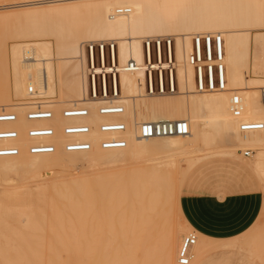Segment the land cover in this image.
<instances>
[{"label":"bare ground","instance_id":"obj_1","mask_svg":"<svg viewBox=\"0 0 264 264\" xmlns=\"http://www.w3.org/2000/svg\"><path fill=\"white\" fill-rule=\"evenodd\" d=\"M0 8H24L35 16L37 20L27 24L29 28L26 31H29H24L26 38L31 35L36 38L42 30H47V24L48 29L49 25L53 27L54 24L55 27H50L54 34L51 29L47 30L52 32L54 40H36L42 42L26 49L22 45L12 49L4 46L3 53L0 51L4 54L0 57H3L0 59V108L18 112L20 124H25V111L34 106L28 100L30 86L38 90L42 105L53 110L57 119H60L61 108L72 105L90 107L92 122L96 125L106 119L95 112L103 102L88 98L84 44L95 39L113 41L119 48L118 68L123 87V96L118 99L126 107L121 118L128 126L129 144L122 153L129 154L134 160L152 156L160 150L168 156H193L202 151L201 144H212L209 142L214 139V133L220 131L229 141L232 140L234 147L230 150L216 149L217 152L214 148L216 153L211 154L210 151L211 155H208L238 156L239 149L250 147L256 151L250 167L264 178V129L240 130L243 121L264 123V105L260 99V90L264 87V0H26ZM120 8L131 11L116 15ZM79 19L86 20L80 22ZM59 23L60 28L56 25ZM82 25L83 28L79 29ZM49 32L44 37H50ZM206 33H220L225 38L223 63L228 80L225 90L199 91L195 68L189 63L193 37ZM166 35L176 40L180 91L171 95L147 96L142 86L145 82L144 45L147 40L162 39ZM258 45L262 46L263 54L253 63V56L258 55ZM129 61H136L139 67L132 71L123 69ZM255 64L261 71L255 70ZM252 70L253 76L250 74ZM69 71L72 76L70 82ZM234 94L240 95L244 102V112L240 117H235L230 109ZM11 95L19 101L14 102ZM57 96V100H50ZM181 119L189 122L188 135L138 138L137 123ZM102 139L103 135L98 131L92 134L94 147L88 159L93 162L117 160L118 152L112 150L122 149L104 150L99 145ZM83 154L77 157H83ZM48 157L46 154L34 155L35 159ZM79 159H72L70 163L75 164ZM188 160L191 171L202 158L197 156ZM154 174L144 188L139 184L136 172L100 176L97 178L102 189L100 196L94 194L93 188L79 183L54 186L53 195L67 199V203L52 206L53 218L58 220V226L66 228L90 222L94 264H178L182 237L193 229L181 207L180 191L187 175H183L182 181L177 180L178 183L169 169H157ZM46 190V186L37 187V202L45 201ZM26 193V190L14 187L4 192L3 198L19 204L17 215L33 224L40 215L36 214L38 209L34 203H26L23 198ZM174 204L177 207L176 219L172 212ZM65 221H69L67 225H63ZM198 236L193 260L218 245L240 243L239 239L224 242L201 234ZM118 239L123 242L121 246L116 245ZM139 251L141 258L137 256ZM0 264H8V258H0ZM47 264L54 263L49 261Z\"/></svg>","mask_w":264,"mask_h":264},{"label":"rangeland","instance_id":"obj_2","mask_svg":"<svg viewBox=\"0 0 264 264\" xmlns=\"http://www.w3.org/2000/svg\"><path fill=\"white\" fill-rule=\"evenodd\" d=\"M24 1L26 0H0V7ZM25 11L27 10L24 8L23 10L22 8H14L12 10L10 8H0V51L2 53L4 46H8L10 49H12L13 47L22 45V47L26 49L35 43L42 42L36 40H54L52 35L55 32L50 28L52 27L51 25H49V29L47 28L48 24L46 29H51L53 32L52 35V32L50 33L47 30H40L41 32H44L37 34L36 38L35 35L34 37L33 35H31L32 37H24V31L29 28L27 24H33V22L37 20L35 19V16L30 15L28 14V11ZM85 20L86 19H79L80 22H84ZM48 23L50 24L51 22ZM69 24L70 23L67 25ZM56 25L59 26L60 23ZM29 26L32 30L33 27H31V25ZM41 28L45 29V27H40L39 29ZM52 28L55 29L54 24ZM82 28L83 25L79 26V29ZM46 31L50 33H48L50 37L48 35L44 37V35L47 33ZM22 35L24 38L21 37ZM163 38L169 37L166 35V37L164 36ZM95 41L102 42V40L98 39L87 40L84 45H87L88 42ZM174 48L176 49V46ZM253 49L254 48L252 47V51ZM256 52L258 55L256 57L253 56V63L256 62L259 57H262V46L259 47L258 45ZM2 55L4 54L0 53V57ZM0 59H3V57ZM256 64L255 70L261 71L260 69H257ZM261 65H263V63ZM251 72L250 74L253 76V70ZM71 78L72 76L70 72L68 82L71 81ZM178 79L180 91L181 81L179 75ZM58 97L59 96L52 97L50 100H57ZM11 98H13L14 102L19 101L14 95H11ZM64 108L60 109V113ZM213 138L214 142H212L213 140L209 142L212 144L209 146H204L201 144L203 146L202 147L200 145V149L202 151L196 152L193 154V156H175L174 154H172L174 156L171 154L168 156V153H164V155L160 150V152L158 151L159 153L153 154L154 156L147 155L141 159L134 160V158H132L129 154L122 153L125 150L122 149L112 150L114 152H118V156H115L117 157V160L115 161H106L107 159H105L93 162L88 159L93 151V148L87 152L69 153L65 152L62 147H59L57 152L53 154H46L49 156L48 158L35 159L34 155L29 154L26 149H24V151L19 156L0 158V258L3 256L8 258V264H47L49 261L53 262L54 264H94L95 249L92 247L94 238L90 233V222H87L88 224L83 226L79 225L75 226L74 228H66L67 226H58V220L53 218L54 212L52 206L56 204L63 206L62 204L67 203V199L58 198L56 197L57 195H53L55 188L54 186H59L62 184L69 186L76 185L78 183L86 185L91 189L93 188L94 194L96 196H100L102 194V189L97 184V178L100 176L109 173L136 172L139 182H141L139 184L144 188L145 185L148 186V183L154 178V171L157 169H169L176 181H182V177L184 178V176L187 175L180 191L181 197L184 190L188 189L192 178H197L198 176L199 181L204 180L205 182H208L209 185L212 184V186H215V183L222 177H227L229 174H232L236 167H242L244 171H246L254 180V184L257 185L258 180L260 181L262 185L260 189L264 193V178L259 173L253 171L250 167L254 160V154L256 151L250 147H245L244 149L238 150V156L221 154L214 155L217 152L216 149L219 151L220 149L230 150L234 146L231 144L232 140L230 139L231 141H229L220 131L215 132ZM23 139L24 141L22 142V145L25 148L29 142L28 140H25V138ZM214 148L216 152H213ZM246 150H251L252 155L246 157L244 155ZM210 151L211 154L212 152L214 153L213 156H209L211 155L209 154ZM80 153H84L82 155L83 157H77L81 156L79 155ZM197 156H199V158L201 156L202 160L196 167L189 171L188 159ZM75 158H81L82 160L79 159L75 164L70 163L71 160ZM179 181L177 182L180 183ZM39 186H46L47 188L44 195L45 201H42L41 203L37 202V187ZM14 187H18L22 189V191L26 190L28 195L26 193V196H23V198H25L27 201L26 203L30 204L32 202L36 206L35 208L38 209L36 214L40 216L36 218V222L33 224L17 215L19 210L18 208L20 207L19 204L12 203L8 199L4 200L3 193L6 190ZM91 189L88 191L91 192ZM79 198L83 199V197ZM38 206H40V208ZM175 207L176 205L174 204L172 206V212L173 217L176 219L178 216L177 207ZM68 222L69 221H65L62 223L63 225H67ZM193 231L194 229H189L186 231L184 236ZM262 233L264 234V208L254 226L240 237L239 247L231 249L230 251L226 252V254L209 253V255L203 259L197 258L195 264H264V243H262L264 242V235H262ZM121 243H123L121 242V239H118L116 245L121 246ZM252 243H254V245H252ZM137 256L141 258L142 253L139 251ZM193 262L191 264H193Z\"/></svg>","mask_w":264,"mask_h":264},{"label":"built area","instance_id":"obj_3","mask_svg":"<svg viewBox=\"0 0 264 264\" xmlns=\"http://www.w3.org/2000/svg\"><path fill=\"white\" fill-rule=\"evenodd\" d=\"M128 8L117 9L115 14H127ZM145 82L147 96H164L179 92L176 41L174 38L147 40L144 45ZM264 49V36H263ZM85 69L87 75L88 98L103 102L95 110L105 117L98 125L92 122V111L88 106L72 105L62 109L60 119L50 108L41 103L42 96L34 86L29 87V101L33 107L24 113L25 124H20L18 112L0 108V157L19 156L24 149L29 154H53L59 147L69 153L90 151L94 147L92 134L98 131L103 135L99 145L106 150L123 149L129 144L126 135L127 123L121 118L126 107L118 98L123 96L120 78V58L118 44L113 41L88 42L85 45ZM225 38L222 34H196L193 49L188 60L195 68L196 84L199 91H221L227 87L226 66L223 63ZM136 61H129L123 69L132 71L138 68ZM118 75V79H117ZM261 103L264 105V87L260 90ZM230 109L235 117L242 116L244 102L240 95L234 94ZM138 138L150 139L173 135H188V120L141 122L136 125ZM264 129L261 121H243L242 132ZM28 140L24 148L22 142ZM246 157L251 150L244 152ZM198 242V233L193 231L181 241L177 261L191 264L193 248Z\"/></svg>","mask_w":264,"mask_h":264},{"label":"crops","instance_id":"obj_4","mask_svg":"<svg viewBox=\"0 0 264 264\" xmlns=\"http://www.w3.org/2000/svg\"><path fill=\"white\" fill-rule=\"evenodd\" d=\"M244 172L242 167H236L232 174L222 177L215 186L199 181L198 176L191 179L188 189L181 196V207L198 235L224 242L240 239L257 222L264 208L262 185L259 180L257 185L254 184L251 176ZM239 246L224 243L205 250L197 258L203 259L209 253L226 254Z\"/></svg>","mask_w":264,"mask_h":264}]
</instances>
